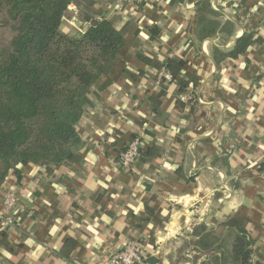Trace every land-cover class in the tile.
I'll return each mask as SVG.
<instances>
[{"label":"crops","instance_id":"obj_1","mask_svg":"<svg viewBox=\"0 0 264 264\" xmlns=\"http://www.w3.org/2000/svg\"><path fill=\"white\" fill-rule=\"evenodd\" d=\"M212 7L230 32L199 39L193 4L173 12L167 0H95L94 18L125 31L124 45L80 101V161L50 174L28 163L1 183L0 264H110L129 239L143 247L141 264H232L193 245L195 227L222 236L227 219L243 225L251 258L264 264V0ZM88 26L63 19L60 29ZM249 32L243 54L214 61L213 47L228 51ZM179 57L195 99L182 104L177 80L156 65ZM133 137L146 156L122 169L118 153Z\"/></svg>","mask_w":264,"mask_h":264},{"label":"trees","instance_id":"obj_2","mask_svg":"<svg viewBox=\"0 0 264 264\" xmlns=\"http://www.w3.org/2000/svg\"><path fill=\"white\" fill-rule=\"evenodd\" d=\"M212 1L167 0V4L173 12L193 4L197 35L204 39L230 32L232 27L230 22L219 21L220 13ZM94 2L0 0V27L11 31L7 45L0 48V185L11 172L19 180L20 167L28 163L50 174L63 164L80 161V101L95 81L114 67L125 42V31L117 30L106 18H94ZM63 19L89 22L90 26L65 33L60 29ZM159 31L153 26L151 38ZM252 36L253 32L242 34L228 51L213 47L214 61L237 58L246 51ZM185 64L182 57L156 63L170 74V80H177L181 93H192L193 77L181 78ZM177 102L182 104L180 99ZM144 156L140 149L139 159ZM224 224L227 229L222 236L203 225L195 227L196 252L218 251L232 264H259L251 258L252 241L243 225L233 219ZM59 254L65 255L64 251Z\"/></svg>","mask_w":264,"mask_h":264},{"label":"built area","instance_id":"obj_3","mask_svg":"<svg viewBox=\"0 0 264 264\" xmlns=\"http://www.w3.org/2000/svg\"><path fill=\"white\" fill-rule=\"evenodd\" d=\"M129 3H136L139 0H127ZM162 76L170 80L171 76L167 71H161ZM180 100L191 102L194 99L190 91L180 94ZM141 142L137 137L132 138L124 149L120 150L117 157V164L122 169H131L133 164L140 158ZM229 194L224 195L228 197ZM17 202V197L14 193H8L5 197V205L7 209H12ZM2 218V217H1ZM5 224H12V220L8 217ZM3 252V247L0 245V258ZM145 258V252L141 243L137 239H129L124 245L115 252L110 258V264H141Z\"/></svg>","mask_w":264,"mask_h":264},{"label":"rangeland","instance_id":"obj_4","mask_svg":"<svg viewBox=\"0 0 264 264\" xmlns=\"http://www.w3.org/2000/svg\"><path fill=\"white\" fill-rule=\"evenodd\" d=\"M73 30L69 31L72 32ZM11 36V31L8 27H0V48L7 45L8 39Z\"/></svg>","mask_w":264,"mask_h":264}]
</instances>
